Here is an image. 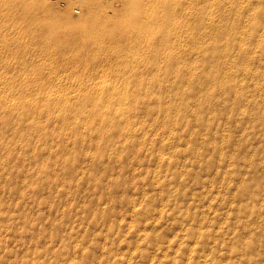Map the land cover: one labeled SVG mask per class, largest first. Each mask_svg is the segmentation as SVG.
<instances>
[{"label": "rangeland", "instance_id": "rangeland-1", "mask_svg": "<svg viewBox=\"0 0 264 264\" xmlns=\"http://www.w3.org/2000/svg\"><path fill=\"white\" fill-rule=\"evenodd\" d=\"M48 2L75 21L88 5L87 0ZM121 2L94 0L93 18L133 21L108 8ZM141 6L153 14V0H142ZM154 27L148 22L130 29L145 33ZM19 29L8 24L4 30L7 37L19 35L14 44ZM24 35L27 40L29 34ZM144 38L149 44L157 37L148 33ZM176 47L181 52L176 61L199 62L198 54L182 53L186 45ZM87 49L82 60L37 50H26L22 57L10 50L2 59L0 50V62L27 64L18 80L0 66V77L12 81L10 87L0 83V264H264V104L249 101L250 87L239 88L246 96L242 102L235 103L232 91L216 97V85L202 75L210 67L199 62L194 78L180 81L195 90L174 98L173 113L181 99L190 107L183 116L174 115L173 132L162 133L164 125L152 124L150 114L139 116L144 110L139 105L136 120L147 119L150 126L120 144L122 157L108 158L105 136L94 140L98 149L75 138L89 134L85 122L64 130L61 121L27 115L24 105L40 104L41 94L73 97L79 85L116 88L121 91L109 94L118 96L125 88L147 85L150 77L139 72L126 78L121 68L106 71L89 62L164 61L123 41ZM233 79L222 82L229 87ZM207 96L208 102L202 98ZM13 101L23 108L8 111ZM92 125L95 131L100 121ZM65 131L71 135L67 145L59 138ZM42 132L49 135L41 137ZM86 151L96 152L92 161L84 159Z\"/></svg>", "mask_w": 264, "mask_h": 264}, {"label": "bare ground", "instance_id": "bare-ground-1", "mask_svg": "<svg viewBox=\"0 0 264 264\" xmlns=\"http://www.w3.org/2000/svg\"><path fill=\"white\" fill-rule=\"evenodd\" d=\"M87 1L84 14L75 21L64 11L54 8L48 0H0L1 58L3 59L4 54L10 50H17L20 57L26 50H37L45 55L58 53L62 58L82 60L84 50L88 47L90 50L108 48L123 41L130 43L137 52L146 51L152 58L164 62H89L92 68L106 71L121 68L126 73V78L139 72H146L150 77L147 79V85L125 88V93L118 96L109 94V91H121L119 89L104 91L91 85H79L73 97L66 94H41L38 96L40 104L30 101L24 105L27 115L37 113L39 117L44 116L51 122L61 121L66 125L65 128L61 127L64 130H68L70 123L85 122L89 134L79 133L75 138L81 137L84 142L89 140L98 149L100 145L94 140L105 136L104 139H107V144L111 146L107 157L112 158L122 157L120 144L138 135V130L143 131L146 125L150 126V123H145L146 118L145 121L136 120L141 113L150 114L148 116L152 118V124L164 125L162 133L173 132L174 125H178L173 120L176 118L174 115L183 116L190 107L186 99L179 98L181 102L173 113L174 98L183 94L188 96L195 90L180 85V81L194 78L195 72L201 70L198 68L200 63L202 66L209 65V72L205 73L203 70L202 75L210 84L216 85L217 95L235 92V103H238L246 100L245 94L239 88L250 87L253 97L249 101L264 104V0H153L155 8L152 15V12L142 8V0H122L121 7L118 8L108 6L113 14H119L120 19L131 15L133 21L130 22L116 19L114 15V19H94V0ZM8 19L14 22L10 23ZM148 22L155 26L149 32L133 33L130 29L134 25L146 26ZM8 24L20 26V40L15 44L14 41L19 35H15L16 38L7 37L4 30ZM25 33L29 34L27 40ZM148 33L155 35L156 41L148 44V41L144 40ZM183 33L186 34L185 38L181 35ZM98 35L104 36L105 39H99ZM10 43L15 46L11 47ZM179 45H186V50L182 52L186 56L198 54L200 63L176 61L181 53L177 51L176 46ZM71 50L76 53H67ZM0 66L11 69L17 76L14 79L18 80L20 67H26L27 64L0 62ZM229 78H234L233 85L224 86L222 81L229 84ZM132 80H136L137 84L142 82V79ZM0 83L10 87L12 81L0 77ZM162 95L167 98L162 100ZM217 95L216 97H219ZM202 98L208 102L210 96ZM15 102L7 104L8 111L12 112L20 106L23 108L19 101ZM139 105L144 110L140 109L143 112L135 113ZM55 109H58V112ZM131 114L135 118L131 117ZM94 120L100 121V125L95 131H91ZM170 121L173 122L171 125ZM34 126L40 127L37 124ZM177 134L183 135L182 132ZM48 135V132L41 133V137ZM70 137L67 131L59 133V138L65 140L66 145ZM95 153L84 152V159L92 161Z\"/></svg>", "mask_w": 264, "mask_h": 264}]
</instances>
